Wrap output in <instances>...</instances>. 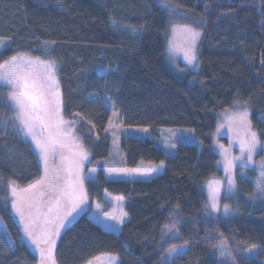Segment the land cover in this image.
<instances>
[{
  "label": "trees",
  "instance_id": "16d2710c",
  "mask_svg": "<svg viewBox=\"0 0 264 264\" xmlns=\"http://www.w3.org/2000/svg\"><path fill=\"white\" fill-rule=\"evenodd\" d=\"M171 7L202 33L196 71L167 64L168 31L179 22ZM0 37L8 41L0 63L25 53L58 64L62 114L92 153L89 167L102 168L110 157L113 112L119 129L144 128L152 136L122 138L124 166L165 164L148 181L109 180L101 169L87 182L88 200L107 214L114 207L107 195L123 197L121 230L107 231L81 214L55 238L56 264H88L105 254L118 256V264H220L221 242L239 264H264V207L254 199V181L240 176L251 172L237 170L235 216L215 213L203 189L222 179L212 137L223 115L247 111L264 143V0H0ZM44 43H52L47 51ZM9 89L0 86V264H39L21 243L9 187L33 184L44 170L12 127ZM183 128L194 131L201 148L180 143L168 155L157 143L161 129ZM61 204L63 218L71 200ZM174 245L184 250L169 255ZM254 249L256 258L242 260Z\"/></svg>",
  "mask_w": 264,
  "mask_h": 264
},
{
  "label": "snow or ice",
  "instance_id": "6c2138e0",
  "mask_svg": "<svg viewBox=\"0 0 264 264\" xmlns=\"http://www.w3.org/2000/svg\"><path fill=\"white\" fill-rule=\"evenodd\" d=\"M113 23L115 24V22ZM186 32L187 49L184 59L188 64H193L196 60L195 45L200 37V32L192 28H187ZM5 45L6 39L0 37V49ZM6 68L8 69L7 74L4 73ZM55 74L56 62L51 59L42 60L39 57L33 59L18 54L0 63V82L11 86L7 99L13 109L12 127L25 137L31 138V142L37 150L38 163H43L44 166V174L35 183L29 184L27 188L17 189L10 182L13 197L11 208L23 226L24 236L21 237V243L26 236L31 244L36 246L40 254L39 264H56L55 239L53 237L59 236L60 229L65 227L68 217L71 215V212H67L63 218L59 217L58 210L62 200L71 198L73 211H75L79 203H83L86 198L83 193V178L79 175V164L73 157L64 155V150L71 148L63 131V126L68 125L69 122L65 121L61 115L62 99L59 81ZM247 115V111L242 113L241 120L247 122ZM3 123L7 126L8 121H3ZM258 147L259 150L264 151V144L260 143L254 132H250L245 141H242L241 152L246 153L247 160L251 161ZM57 154L60 155L62 162H66V168L56 170V182H53L49 170V157H55ZM82 158L86 159L87 157L82 155ZM234 159H243V157ZM229 165L233 166L231 162ZM261 168V177H264V164L261 165ZM61 171H66L67 176L61 178L59 175ZM122 171L129 174L148 175L156 169L146 171L125 169ZM61 179H63V183H60ZM212 183L218 184L219 182H210V185ZM228 185V191L231 193L235 186L234 180L229 178ZM45 189L57 193L55 198L49 197V200L45 201L43 199L46 195ZM256 189L259 195L264 196V179L257 183ZM117 199H123V197ZM210 200V207L214 211L218 210V194L216 192L211 195ZM45 206H47V212L43 211ZM224 214H229L227 204L224 205ZM53 215H55L54 219ZM111 219H116V217H111ZM118 222L123 223V220ZM0 223H3L2 217H0ZM5 230H7L6 225ZM12 243L15 242L12 241ZM217 248L221 256L227 254L226 242H221ZM177 251L178 248L175 245L168 249L169 255ZM89 264L92 262L90 261Z\"/></svg>",
  "mask_w": 264,
  "mask_h": 264
},
{
  "label": "rangeland",
  "instance_id": "374dc122",
  "mask_svg": "<svg viewBox=\"0 0 264 264\" xmlns=\"http://www.w3.org/2000/svg\"><path fill=\"white\" fill-rule=\"evenodd\" d=\"M172 8V7H171ZM173 12H176L175 14L177 16V21L174 24H172L168 31V46H167V57L168 61L167 64L169 67L176 70L178 63H182L188 67L189 70L196 71L198 69L197 62H198V54L197 49L199 46V43L201 41L202 33L199 29L186 25L188 20V14H186L181 9L174 7L171 9ZM187 28L195 29L196 31L200 32V37L196 41L195 45V54H196V60L193 62V64H188L187 61L184 59V53L187 49V43H186V37H187ZM170 42H171V50H170ZM8 41L6 40L7 46ZM52 43H44L43 49L44 51H47L51 47ZM3 49V48H2ZM1 50V49H0ZM20 55H25L30 58H37L35 56H32L30 54L22 53ZM42 59V58H40ZM44 60V59H42ZM59 69L58 64L56 63V79L59 81ZM4 73H8V69L6 68L4 70ZM0 86L10 87L9 92L11 91V86L6 85L3 82H0ZM59 91L61 94V87H60V81H59ZM62 99V98H61ZM9 105L10 101L8 100ZM11 109V117L13 116V109ZM244 112H237V113H228L223 115L219 119V123L217 125L216 131L213 134L212 137V150L222 158V166L220 161V168L222 170V179H213L210 182H219L218 184L212 183L210 185V182L204 186L205 193L208 197L209 204H211L210 197L211 195L216 192L218 194V210L214 211L215 213H219L224 215L225 217H232L237 215L238 210L234 207L232 204L234 201V195L232 192L230 193L228 191L229 187L228 180L231 178L235 182V186L233 187L234 191H237V179H238V171L239 169L244 170L241 174H247L250 173L254 176L245 175L241 177H247L250 178L252 181H254V184L257 185V183L260 182V180L264 179V177H261V165L264 164V151L259 150V147L257 151L253 154L252 160H247V154L241 152V144L242 141H245L246 137L249 135L250 132H254L256 134L257 139L260 141L261 144H264L261 142L259 134L252 129L250 120H249V113L247 115V122H244L241 120V114ZM61 115L62 110H61ZM64 119V117H63ZM119 115L117 112H113L112 118L109 123V134L112 137V145H111V153L110 157L107 160H104L102 162V168H96V167H89V163L92 160V153L87 150L83 145L80 136L78 135L76 129L71 126V124L63 126V131L66 134V138L68 140V143L71 145L70 149L64 150V155L73 157L77 163L79 164V175L83 178V193L86 197L83 203H79V206L76 207L75 211H73V200H71V207L70 211L71 215L68 217V221L65 224V227L60 229V236L62 233L69 228L79 217L81 214L85 212H89V218L92 219L95 223L102 226L107 231H112L115 233H118L121 230L122 224L119 223V220H123L125 213L122 211V206L124 203V199H117L118 197L107 195V200L109 202H112L114 204L113 209L107 213L103 214L101 208L98 205H94L93 207L90 206L88 196H87V182L90 180H94L99 173V171L102 169L104 172V175L109 180H151L160 174L163 173L165 164H161L160 166L154 167L150 165H144L139 168L141 171H146L148 169H156V171L151 172L148 175H142V174H136V173H125L122 170H132L128 169L123 164V150H122V138L128 137H136V138H152L150 132L147 129L144 128H130L127 130H123L122 128L119 129V123H118ZM65 120V119H64ZM66 121V120H65ZM13 125V120H12ZM112 127V128H111ZM114 127V128H113ZM146 130V131H145ZM22 136L26 138L31 145L33 146L35 152L37 151L35 148V145L31 142L30 137H25L23 134ZM156 140V139H155ZM157 143L160 147H162L165 152L173 156L176 153V149L178 144L180 143H190L193 145H196L201 148V143L198 140V138L195 136V133L192 129H161L160 131V138L157 139ZM173 145H175L173 147ZM262 154V156L260 155ZM82 155H86V159L82 158ZM237 157H243V159H234ZM229 162H231V165H229ZM42 164V170H44L43 163ZM223 167V168H222ZM66 168V162H62L61 157L59 154H57L55 157H49V170H50V176L53 179V182H56L55 178L57 175L56 170ZM94 170V171H93ZM44 172V171H43ZM44 174V173H43ZM60 177L63 178L67 176L66 171H61L59 173ZM63 182V179L60 180V183ZM12 186L17 187V189H24L26 187H21L16 184H12ZM232 190V191H233ZM233 191V192H234ZM46 195L44 196V200L48 201L49 197L55 198L57 193L52 192L50 189H45ZM9 193H10V200L12 201L13 197L11 195V189L9 187ZM254 199H258L259 203L264 207V196L259 195L257 193V189L255 190ZM78 202V200H77ZM227 204L229 206V214H224V205ZM44 212H47V206L43 208ZM59 211H63L62 204L59 206ZM14 214L15 211L13 210ZM234 213V214H233ZM232 214V215H230ZM16 219L20 222L19 217L15 214ZM111 217H116V219H111ZM55 218V215L52 217ZM43 225L41 224V227ZM23 230V226H22ZM24 233V232H23ZM59 236V237H60ZM57 237V236H56ZM56 237H53L55 239ZM25 242L38 254L40 257V254L38 250L36 249V246L31 244V242L28 240V238L24 237ZM43 246V245H42ZM184 248H179L177 251V254L182 252ZM217 260L220 264H239V260L235 259L231 254L229 249L227 248V254L225 256H221L220 251L217 248L216 253ZM242 260H248L251 258H256V252L254 250H250L249 252L243 254ZM98 258V259H97ZM97 258L93 259L91 262L92 264H118L119 263V257L116 255H110L105 254L98 256ZM89 264V263H88Z\"/></svg>",
  "mask_w": 264,
  "mask_h": 264
}]
</instances>
